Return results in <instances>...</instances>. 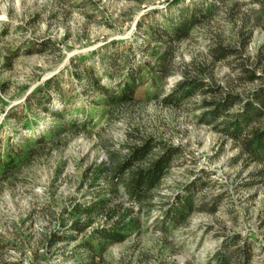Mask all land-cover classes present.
<instances>
[{"label": "rangeland", "instance_id": "374dc122", "mask_svg": "<svg viewBox=\"0 0 264 264\" xmlns=\"http://www.w3.org/2000/svg\"><path fill=\"white\" fill-rule=\"evenodd\" d=\"M206 1H216L214 13L170 48L171 73L160 81L161 93L154 95L146 74L135 99L111 105L88 88L87 70L102 85L117 88L131 67L156 66L168 45L146 35L144 25L161 22L162 13L191 0H0V147L25 135L49 137L26 143L23 158L0 169V264H77L69 255L79 239L53 244L51 233L61 227L67 207L88 198L100 163L115 164L130 145L148 137L161 143L152 157L166 147L179 150L155 192L151 216L140 231L110 245L107 264H214L213 252L235 233L253 240L251 264H264L263 163L237 159L234 142L201 121L203 100L216 92H198L178 104L162 100L185 74L243 95L264 82V27L255 20L264 0ZM217 44L236 50L214 60L210 50ZM244 67L262 78H240ZM50 78L56 80L45 88L51 108L66 107V117L84 119V125L54 134L46 129L60 120L26 104ZM11 111L29 122L28 129L9 118ZM203 170L213 182L199 195L220 194L216 210L195 211L187 224L163 233L156 223L160 207ZM118 198L128 203L124 193Z\"/></svg>", "mask_w": 264, "mask_h": 264}, {"label": "trees", "instance_id": "16d2710c", "mask_svg": "<svg viewBox=\"0 0 264 264\" xmlns=\"http://www.w3.org/2000/svg\"><path fill=\"white\" fill-rule=\"evenodd\" d=\"M215 2L206 0H191V3L177 4L169 9V13H162L161 22L153 20L144 25V19L138 21V28L156 41L167 43L168 50L159 57V62L154 67H148L149 62H143L136 67H131L126 79L119 82L117 88L102 85L99 77H94L87 70V86L98 96H104L108 104H119L135 99V91L140 84L145 82L146 74L155 89L154 95L161 93L160 81L171 73L167 65V56L170 48L177 41L190 37L191 32L198 25L209 18L215 9ZM256 23L264 27V11H259L255 16ZM247 39L243 41L246 45ZM235 48L217 44L211 49L214 60H220L230 55ZM110 57V56H109ZM142 69H145L144 71ZM201 71V69H199ZM79 73V72H78ZM79 75L83 76L82 73ZM240 78L250 81L261 79L256 69H241ZM56 81L48 79L43 86L31 93L26 98V104L30 108L46 112L53 118L60 120L58 125L47 128L59 134L70 127L77 128L84 125V119L67 118L65 108L52 109V94L45 90L46 86ZM56 84V93L63 97V87L59 82ZM89 92V89H88ZM202 92H216L213 99H204L203 107L206 109L200 114L201 121L215 124L226 138L231 139L239 148L236 158H244L248 162L263 163L260 174L264 175V82L243 95L232 90H223V87L213 86L199 76L184 77L176 84L164 102L179 103L182 100ZM9 114V118L22 123L23 116ZM23 127L30 126L29 122L22 123ZM23 138V140H22ZM45 134L35 136L25 135L22 141L13 143L8 141L0 147V169H9L16 165L15 161L22 157L23 147L31 141L44 142ZM161 143L153 137H148L141 144L130 145L129 153L122 160L108 166L102 162L95 169L93 181L90 183L91 190L86 193L88 198L77 200L72 206L65 209L64 217L60 221V228L50 235V241L55 244L63 242L65 245L74 244L70 257L77 264H107L105 252L110 245L126 240L134 232L140 231L146 217L152 214L156 206V191L162 178L168 171L173 155L178 152V147H166L161 153L152 157L155 148ZM147 161V164H142ZM1 174V173H0ZM1 179V178H0ZM212 179L208 172L202 174L185 184L183 190L178 192L173 200L160 208H163L161 218L157 219L159 229L165 233L174 227L185 225L195 211H215L219 204L220 194L207 199L206 194L199 195L207 187L212 185ZM126 195L127 204L119 199L120 194ZM104 220L95 225L96 222ZM92 230L87 233V229ZM82 236V237H81ZM81 237V239H80ZM255 255L254 243L248 237L239 233L226 235L213 252L211 262L214 264H251ZM65 264V263H64Z\"/></svg>", "mask_w": 264, "mask_h": 264}, {"label": "clouds", "instance_id": "9594fccd", "mask_svg": "<svg viewBox=\"0 0 264 264\" xmlns=\"http://www.w3.org/2000/svg\"><path fill=\"white\" fill-rule=\"evenodd\" d=\"M0 19H3V17H0Z\"/></svg>", "mask_w": 264, "mask_h": 264}]
</instances>
